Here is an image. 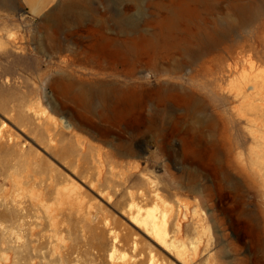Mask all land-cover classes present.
Wrapping results in <instances>:
<instances>
[{
    "label": "rangeland",
    "instance_id": "obj_1",
    "mask_svg": "<svg viewBox=\"0 0 264 264\" xmlns=\"http://www.w3.org/2000/svg\"><path fill=\"white\" fill-rule=\"evenodd\" d=\"M36 1L44 4L35 13ZM61 2L0 0V264H264V0L188 2L174 33L193 48V76L188 67L167 72L172 52L157 22L165 8L111 3L112 13L152 21L144 33L157 45L131 79L130 68L107 76L49 47L43 18ZM87 5L89 18L90 5L107 12L96 0ZM99 34L85 27L75 37L85 50ZM79 76L123 89L142 78L149 85L139 90L155 99L159 83L182 85L178 95L200 104L206 127L150 132L143 124L153 109L126 110L122 94L95 116L52 86ZM63 117L69 130L54 124ZM104 132L112 142L105 146ZM193 180L197 190L188 191ZM153 227L165 231L166 244Z\"/></svg>",
    "mask_w": 264,
    "mask_h": 264
},
{
    "label": "bare ground",
    "instance_id": "obj_2",
    "mask_svg": "<svg viewBox=\"0 0 264 264\" xmlns=\"http://www.w3.org/2000/svg\"><path fill=\"white\" fill-rule=\"evenodd\" d=\"M90 1L91 0H64L63 3L61 2V5L44 16L43 27L44 30L49 34V47L57 52L68 51L71 54L69 55L71 58L70 61L78 63L82 62L83 65L92 66L91 68L93 69L104 71L103 74H106L105 72H108L107 76H116L127 70L126 68H130L125 76L129 77L130 79L133 78L134 74L145 66V63H143V57L145 55H148V52L154 49V47H156L157 45V40L155 37H153V35L144 33L143 26L148 25L152 21L150 19H144L143 25L142 23H140L139 19L133 17L128 11L112 13L110 11V7L111 3H116L119 1H130L133 3V5H137V3L141 0H96L99 5L107 8V12L104 15H101V13H99L98 9L96 8L97 6L93 7L92 5H90V8H92L90 10V15L92 16V18H89L90 16L88 17L89 12L87 11V9H85L86 5ZM147 1L155 9L165 8L169 12L166 18L157 21L162 29L166 32L164 42L169 47L170 52H172L169 60L165 63L169 68V71L167 72L172 75L176 69L188 67L190 68L191 76H193V60H197L196 56L193 55V48H190L188 42L184 43V41L174 33L175 29L185 23L182 19L181 13L185 11L188 2L192 0H170L168 8L162 0ZM81 2L82 5L80 4ZM43 4L44 3L40 1L33 2L32 11L35 13L39 12L42 9ZM85 27H96L100 31L99 37L101 41L94 46H84L85 50H83L82 46L85 42L84 39L75 36H77L78 32L82 31ZM70 44H75L76 47H78L79 52H81L80 49L82 50L81 53L84 54L82 58H77V54L79 53L69 49ZM178 55L179 58H177ZM159 63L161 64L162 62H154L153 64L157 65ZM159 66L161 67V65H158L157 67L155 66L156 71H159L157 70L160 69ZM172 70H174V72H172ZM247 81L251 82V80ZM135 83L136 85L123 89L117 86V84H115L112 79L101 80V78L92 79V77L86 78L79 76L76 77V80L74 79L73 81L63 79L62 77L54 78V80L52 81V86L55 88L57 93L59 95H62L64 98H76L88 112H91L94 115L101 112L104 108H106V106L109 107L108 109H110V106L114 101L116 94L124 95L125 100L123 106L126 110H132L135 107H139L142 110L152 108L153 115L149 116V114V119H147L143 124V127H145L150 132L153 131L160 133L165 131L166 129H169L171 131L179 133V131L185 126H188L195 130L199 129V127H201V129L203 127H206L203 125L205 119L203 118V110L199 108L200 104L196 103V101L193 102V99L191 100L189 97L178 95V92H181V90H183L181 89L182 85L178 86L174 83H159L157 85V95L155 99L152 98L148 93H145L143 90H139V88L141 89L144 84L149 85V83H145L142 78H138ZM252 88L255 89L257 87L254 84ZM261 94L263 98L261 100L262 103L259 104V107L261 111L264 112V92H262ZM156 103L161 104L163 108L161 107V109H158L155 105ZM181 111L185 113L184 118L182 120L180 119L181 121L170 122L171 115L173 113H178ZM152 117L154 118L152 119ZM58 121L56 120L54 122L57 129L65 127L69 130L73 126V124L69 123V121L64 117L59 118ZM211 123L213 125L216 122L212 119ZM76 126L82 130H87V128L90 127L84 123H76ZM137 129H139V127H137ZM130 131L134 132L133 130ZM98 136V140H100L104 144V146L106 144L108 145L112 143L110 140V132H104L102 134H99ZM50 137L51 136H49V139ZM189 145L190 144L187 145L182 141L180 145V151L189 153L188 150L191 149ZM115 148H118L115 154H118L120 156V148L123 149V146L117 144ZM129 148L130 147L125 148L124 153L130 152L131 149ZM82 150L84 151V149ZM223 177L225 178V176ZM187 187L188 191H196L198 187L197 181L193 180V186L188 184ZM63 191H65V188L63 189ZM55 193H60V191H56ZM56 199H58V196H56ZM44 203L45 202L42 200V204ZM131 207L133 206H130V208ZM150 217L151 216L148 215L146 217L147 220ZM152 234L162 244L167 243L166 233L163 229L156 227L154 228Z\"/></svg>",
    "mask_w": 264,
    "mask_h": 264
}]
</instances>
